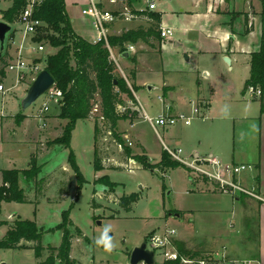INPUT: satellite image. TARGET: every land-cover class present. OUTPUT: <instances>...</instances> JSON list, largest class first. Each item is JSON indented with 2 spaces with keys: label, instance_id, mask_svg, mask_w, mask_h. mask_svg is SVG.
<instances>
[{
  "label": "rangeland",
  "instance_id": "1",
  "mask_svg": "<svg viewBox=\"0 0 264 264\" xmlns=\"http://www.w3.org/2000/svg\"><path fill=\"white\" fill-rule=\"evenodd\" d=\"M116 1L111 4L117 7H121V4L122 6L128 4V0ZM133 1L137 9H149L150 3H155L156 8L152 11L161 14L164 25L173 30L171 38L178 39L179 43H170L169 39L159 38L157 28V36L155 35L157 39L154 40V46H149L147 49L150 56L147 55L141 60L142 70L137 69V55L142 52L138 44L143 42V39H139L136 43L127 41L122 47H115L118 52L111 47L113 50L112 53L110 51V55L113 54L118 59L124 57L120 55L125 51L134 52L132 57L121 65L124 72H121L116 64V73L121 76L125 74L128 83L136 86L138 72H141L139 78L141 77L153 87L152 91L149 90L152 92L150 96L146 91L141 95L143 101L145 99L150 101L153 117L162 113L159 94H162L163 90L167 93L171 89L166 85L163 86L164 82L172 84L175 87V98L184 103L187 102L184 106L189 108V112H183L192 116L189 125L179 121L176 126L160 127L158 134L151 125L145 122L147 133L144 134L142 140L144 146L133 135L128 119H124L117 127V133L123 139V147L115 143V138L110 137L109 134L105 135L106 137L100 135L96 142L99 156L104 161L103 164L108 167L113 165L118 169L107 168L96 171L94 120L89 118L76 121L69 148L59 143L49 145L48 141H53L63 134L68 120L60 117V104L56 100H50L48 94L39 97L28 108H23L22 100L25 96L19 100L16 95L23 91L25 84L31 86L34 80L22 81L17 89L15 87L10 90L16 83L17 76L15 72L6 70L10 61L8 55L6 62L0 65V71H3L0 74V84L4 83L5 88L8 89L0 94V170L14 167L23 170L30 168L31 149L29 147L2 141L10 139L12 133L18 138V133H22L21 130H23L21 121L31 120L30 131L33 134L30 135L37 136L42 133L39 137V145L43 151L37 158L38 164L42 166L41 172L36 176L33 172H25L29 175L28 178L20 176V186L33 202H4L2 204L0 239L6 234L8 226L6 221L34 220L45 231L42 240L45 250L43 255L37 258L35 250L29 247L3 248L0 249V264H61L58 252L52 255L53 251L49 247L61 246L65 238L71 241V257L75 261L74 264H130L133 249L144 240L150 239L153 232L161 234L174 228L177 230L176 237H187L189 233H195L199 229L198 217L202 214L200 209L214 206V199L209 198L205 193H220L215 185L202 176L193 174L184 164L174 168L176 166L172 164L175 160L169 155L168 157L165 154L167 160H163L164 146L167 144L173 150L181 148L183 150L181 155L190 160H194L195 150L204 154V149L209 146L205 138L209 139L211 135V118L208 113L203 116V109L200 113L195 112L196 102L190 103L189 97L197 91V87L204 89L208 96L213 91L217 94L219 101L214 103L215 109L219 111V114H223L234 93L232 86L238 84L245 71L242 68L229 69L227 61L217 54L218 46L206 40L202 33L204 31L202 26L208 25L210 20L195 14V0ZM88 2L89 0L79 4L69 3L68 12L75 19L77 26L81 27L85 24L86 28L91 29L90 15L85 16L82 13L83 9L89 8ZM106 2L103 3L107 7ZM129 2L132 4L131 0ZM12 3L13 0H0V16L4 9L12 6ZM20 16L21 14L17 22L12 24L16 29L14 34L17 36L23 28L19 22ZM139 23L136 22L135 29L139 28ZM41 31L48 32L44 25L39 27L37 33L30 36L31 40L29 38L26 40L28 46L33 45L35 41L42 42L45 44V50L41 56L53 54L58 50L57 47L44 39H36L38 32ZM131 46L134 48L130 49ZM199 65L211 72V76L208 79L204 77L205 81L203 80L201 84L196 81L197 73L194 72ZM162 68L169 72L164 73ZM141 88L146 90L145 86ZM95 102L98 105H94L96 107L94 114L100 116L99 97ZM44 103H48V110H44ZM11 114L17 115L9 118ZM141 116L142 113L138 112L136 118L129 120L130 122H141V119L144 120ZM128 138L132 144L127 141ZM231 144L230 141L228 145L231 146ZM126 146L130 148V155L126 153ZM134 156L147 158L154 168H145ZM79 172L85 179L83 183L79 179ZM132 193L137 194L138 198L132 204L124 206L123 197ZM64 211L70 213L72 222L66 228L60 226ZM178 212L182 216L176 218L175 214ZM195 212H197L196 217L193 216ZM107 225H111L110 235L116 245L110 252L94 243ZM176 237L171 236L170 238L178 240L179 238ZM193 241L195 245L201 246L197 237L193 238ZM32 244L27 245L32 246ZM164 251L173 253L177 252V248L165 245L156 250L157 263L164 264L166 261ZM203 256L207 257L202 254L194 260ZM47 260L48 262L45 263Z\"/></svg>",
  "mask_w": 264,
  "mask_h": 264
},
{
  "label": "crops",
  "instance_id": "2",
  "mask_svg": "<svg viewBox=\"0 0 264 264\" xmlns=\"http://www.w3.org/2000/svg\"><path fill=\"white\" fill-rule=\"evenodd\" d=\"M65 1L67 12L69 3L79 4L85 2V0ZM106 1L108 0H105L104 3ZM131 1L132 5H130L131 2L128 0V4L123 6L121 4V7L111 4L116 3L117 1H110L106 2L108 5L107 7L103 3V8L105 7L114 13L120 12L125 6H128L130 10H138L139 8H136L134 1ZM194 8L196 9L195 14L203 16L206 20H210L208 25L205 24L202 26L204 29L202 33L207 41L214 42V44L218 46L217 54H219L221 59L224 60L226 56L231 58L229 69L234 70L242 68L245 71L241 76V79H239L238 84L232 86L234 93L223 114H219V111L215 109L214 103L219 101L217 100V94L213 93V91H211L208 96L204 89L197 87V91H194L192 96L189 97L188 101L190 103L194 101L196 102V106H201V110H204L203 116L208 113L211 118L210 124L212 127L209 139L205 138V140L209 142V146L204 149V154L195 150L194 155L196 157L214 155L225 163L252 165L253 170L243 172L241 174V179L245 185L257 184L258 190L264 195V112L261 109L259 100L254 98L253 93L248 87L245 88V82L251 76L252 55L260 51L263 39L262 17L264 15V1L195 0ZM7 9H4L2 12ZM139 10L153 12L152 10L154 9H150L149 6V9L144 8ZM68 15L70 16L69 12ZM1 16L0 18L3 19V13H1ZM70 19L78 35L85 40L94 41L97 31L94 29L91 19L89 20V23L92 26V30L86 28L85 24L81 25V27L77 26L75 19L71 16ZM161 21V26L158 29L159 38H161L160 28L167 27L164 25L162 19ZM136 22H140L139 25L145 28H149L153 24V21L144 14H138L131 20L121 18L107 24V35L120 36L124 31L135 29V27H137ZM18 35L19 36L14 34L12 37L16 38L18 42H21L20 33H18ZM147 39H143V42H139L138 44L142 50V52L137 55L138 70H142L141 60L147 55L150 56V54L147 53L149 52L147 49L149 46H154V40L157 38H155V35H150L147 36ZM26 40L23 51L26 54L27 59L39 61L41 59L40 57H42L41 54H31ZM169 41L170 43H179L178 39L173 40L171 38ZM162 43H160V45ZM116 49L117 48L114 47V50ZM153 51L156 52L157 50ZM8 52V55L14 52V47H12L11 42ZM127 53L129 54L128 56H126ZM132 53H134L132 50L125 51L120 55L125 58L121 57L119 59L113 55L121 68V72H124L121 65H124L125 62L132 57ZM162 69L164 73L169 72L164 68ZM194 72L197 73L196 81L200 82V84L203 80L205 81L204 77L208 79L211 76V72L200 65L194 70ZM138 73L139 78L141 72ZM138 78L136 86L140 89L138 92H135L138 105L151 115L150 101H147L146 99L143 101L141 95L146 91L150 96V93L152 94V92H149V84L146 83V81H143L141 77ZM129 85L131 86V84ZM164 85L171 89L167 93L163 90L162 94H159L162 107L161 112L173 115L183 111L189 112V108L184 106L187 102L184 103L182 100L175 98V87L172 84H166L165 82L163 86ZM29 86L30 85L25 84L23 91L19 92V95H16V98L21 100V98L26 96ZM142 86H145L146 90L141 88ZM15 87L17 89L18 85L13 84V87L10 88V90ZM13 94L15 95V91H13ZM182 104L183 106H181ZM15 115L17 114H11L9 118ZM8 121L11 122L12 119H8ZM30 121V119L21 121V127L23 130H21L22 133H18V138L17 136L14 137L12 133L10 139H6V141L3 139L2 141L18 146L22 145L29 147L31 149L30 158L32 159L35 156H40L43 150L41 153L37 154L40 142L39 137L42 133L37 136L30 135L33 134L30 131ZM128 121L131 125L133 135L142 142L144 134L147 133L146 125H144L145 121L142 119L141 122H130L129 119ZM120 123L121 121L118 123V127ZM230 141L232 142L231 146L228 145ZM142 144L144 145V142H142ZM4 169L0 170L1 180L2 171ZM11 169L18 168L14 167ZM2 185L3 180L0 186ZM205 194H207L209 198L214 199V206L203 207L200 209L202 214L198 217L200 225H198L199 229H197L195 233H189V236L187 237H175L185 241L190 249L200 250L202 248V254L207 255V257L203 256L200 259H207L209 264H264V202L258 201L248 195L233 198L230 195L228 196L222 193L211 194L206 192ZM193 216L196 217L197 212H195ZM253 226L255 227L253 228ZM196 237L200 240L201 246L195 245L193 238Z\"/></svg>",
  "mask_w": 264,
  "mask_h": 264
},
{
  "label": "trees",
  "instance_id": "3",
  "mask_svg": "<svg viewBox=\"0 0 264 264\" xmlns=\"http://www.w3.org/2000/svg\"><path fill=\"white\" fill-rule=\"evenodd\" d=\"M264 1V0H263ZM26 0H13L12 6L3 12V19L10 24H14L18 20V16L25 9ZM132 5V4H130ZM130 12L134 17L138 14L147 15L153 24L149 28L139 26L137 29L127 30L120 36H108V43L103 40L100 42H93L85 40L75 31L73 24L71 23L70 16L67 12V6L65 0H44L38 5L34 14L39 18L47 28V31L38 32V40L44 39L48 41L52 46L58 48L53 54L43 57V61L46 59L44 68L55 77V86L62 92L59 104L61 108L60 117L68 120L64 126L63 134L53 141H48L49 145L59 143L70 147V140L72 131L75 128L76 121L78 119L92 118L95 122V157L94 166L96 171L110 169H118L116 167H108L103 164V159L99 156L97 149V141L101 136L109 134L110 137L115 138V143L124 146L121 135L117 133L118 123L124 119L136 118L137 111H133L129 108L130 105H138L135 92L139 91L138 86H130L128 80L116 73V62L110 55L109 46L122 47L127 42H138L139 39H147V36L156 35L157 28L161 26V14L148 12L146 10L131 9ZM262 26V43L260 51L252 55L251 61V76L245 82V88L253 86L254 88H260L262 93L259 97L254 95L255 99H258L261 105V109L264 112V15ZM52 32V33H50ZM14 36V35H13ZM148 40V39H147ZM7 54L2 58L1 63L6 62ZM41 60V59H40ZM39 60V61H40ZM3 72V71H2ZM0 71V74L2 73ZM99 97L101 115L95 116L94 105L96 99ZM257 97V98H256ZM126 106V110L122 111L121 107ZM126 153L130 155V148L125 147ZM42 148L39 145L37 154L41 153ZM162 155L163 160L168 156V152ZM166 154V155H165ZM170 156V155H169ZM168 156V157H169ZM37 157L31 159V166L28 169H4L2 171L3 185L0 186V209L4 202H17V203H30V200L24 193L22 186H20V176L23 175L28 178L29 175L25 172H33L36 176L42 170V166L38 164ZM134 158L143 164L145 168H154L147 158L143 156H134ZM174 161V160H173ZM179 161H174L172 166H180ZM32 165H34L32 167ZM76 166V165H75ZM78 170V167L76 166ZM79 179L83 183L85 179L79 172ZM110 184H114L110 182ZM138 195L132 193L123 197L122 204L128 206L132 204ZM63 221L60 224L61 227L66 228L69 224H72L70 219V213L68 211L62 212ZM5 236L0 239V249L5 248H32L35 250V255L40 258L43 255L45 247L42 243L45 231L39 227L34 220L27 219H14L8 220ZM155 233V232H153ZM152 233V234H153ZM151 234V235H152ZM28 243H33L32 246H28ZM172 246L177 248L179 259L166 260L164 264H186L180 259V256L194 259L202 255L201 250H193L188 247L183 240H172ZM52 255L54 252H58L61 258V264H74L75 261L71 257V241L64 240L63 244L57 248L49 247ZM53 257V256H52ZM51 257V258H52ZM50 260V259H48ZM45 261L46 262H48Z\"/></svg>",
  "mask_w": 264,
  "mask_h": 264
},
{
  "label": "built area",
  "instance_id": "4",
  "mask_svg": "<svg viewBox=\"0 0 264 264\" xmlns=\"http://www.w3.org/2000/svg\"><path fill=\"white\" fill-rule=\"evenodd\" d=\"M44 0H26L25 9L21 12V16L19 18L20 24L23 25V28L20 32V41L18 42L16 38L12 37L10 39L12 47H14V52L9 55L10 61L7 64L6 70L10 72H15L17 76L16 85H19L22 81L31 79L32 81L36 78V75L44 68L43 56L40 57V61H33L27 59L26 54L24 53L25 48V40L30 36H34L37 33V29L43 26V23L39 18H37L34 14L35 8L40 5ZM111 2H115L116 0H110ZM104 0H89L88 5L89 8L83 9L82 13L86 15H90L91 22H93L94 29L97 31V35L93 42H100L105 40L108 43V23H112L113 21L119 20L121 18L125 20H131L134 18V15L130 12V8L125 6L121 9L120 12L114 13L113 11L103 8ZM155 3H150V9H155ZM173 35L172 28L162 27L160 28V37L163 39H171ZM134 47L131 46L130 49ZM109 49L112 53V49L109 46ZM29 50L31 54L42 53L45 50V44L42 42H36L29 46ZM112 58L116 62L115 57L111 54ZM117 66L121 70L119 64L116 62ZM124 77L125 74H124ZM127 79V78H126ZM249 90L259 97L262 93L260 88L256 89L253 86L249 87ZM4 83L0 84V93L6 92ZM50 100H56L59 102L61 98L62 92L54 85L47 92ZM48 103H44V110H48ZM133 111L141 112L143 119L149 125H151L152 129L159 134V128L176 126L179 121L182 123L189 125L192 116L185 114L184 112L173 114L160 113L157 117H153L148 114L143 108L139 105H129ZM126 106L121 107V110L125 111ZM195 112H201V106L195 107ZM127 141L129 143L130 139ZM132 144V143H131ZM122 147V145H119ZM164 149L168 152L170 157L175 161H179L180 163L187 166L189 170L194 173L202 176L207 179L211 184L213 183L216 189L224 194L230 195L233 198H237L240 196H250L255 198L258 201L264 202V195L258 190L257 184H244L241 179V174L246 172V170H253V166L250 164H234V163H225L217 156L211 155L206 157L195 156L194 160L187 159L183 157L182 149L178 148L173 150L169 145L165 144ZM177 234V230L172 228L169 229L168 232L164 233H153L150 239H147V243L149 248L155 250L161 249L165 245L172 246V240L175 238ZM166 260H177L179 259L178 252H169L164 251L163 253ZM180 259L183 263L186 264H209V261L205 258L203 259H190L188 257L180 256Z\"/></svg>",
  "mask_w": 264,
  "mask_h": 264
},
{
  "label": "water",
  "instance_id": "5",
  "mask_svg": "<svg viewBox=\"0 0 264 264\" xmlns=\"http://www.w3.org/2000/svg\"><path fill=\"white\" fill-rule=\"evenodd\" d=\"M15 32L16 29L12 24L8 23L4 19H0V62L2 58L7 54L10 45L9 41ZM128 55L129 54L127 53L126 56ZM225 61H227L228 64H231V58L229 56L225 57ZM43 63L46 64V59L43 61ZM55 84V77L51 75L48 70L43 68L36 75V78L27 91V95L22 100L23 108H28L29 106H31L34 102L37 101L39 97L47 94V92L51 88H53ZM148 89L152 91L153 87L149 85ZM181 216L182 214L180 212L175 214L176 218ZM155 256V250L149 248L147 241L144 240V242L136 246L131 252L130 264H160L157 263Z\"/></svg>",
  "mask_w": 264,
  "mask_h": 264
},
{
  "label": "clouds",
  "instance_id": "6",
  "mask_svg": "<svg viewBox=\"0 0 264 264\" xmlns=\"http://www.w3.org/2000/svg\"><path fill=\"white\" fill-rule=\"evenodd\" d=\"M111 231V225L105 226L103 232L94 240L95 245L102 246L106 251H112L116 245L112 235H110Z\"/></svg>",
  "mask_w": 264,
  "mask_h": 264
}]
</instances>
